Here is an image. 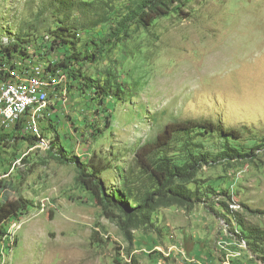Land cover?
Returning a JSON list of instances; mask_svg holds the SVG:
<instances>
[{"label":"rangeland","instance_id":"1","mask_svg":"<svg viewBox=\"0 0 264 264\" xmlns=\"http://www.w3.org/2000/svg\"><path fill=\"white\" fill-rule=\"evenodd\" d=\"M66 1L0 0V43L41 39L71 25L74 47L84 51L97 33L110 30L116 13L138 0ZM87 75L120 89L113 117L89 89H72L70 100L55 108L54 138L60 131L64 143L55 138L41 146L0 129L6 137L0 181L11 187L6 203L29 205L18 215L17 245L6 264H264L239 225L264 230L263 151L252 162L204 167L189 185L209 190L203 201L160 207L151 225L132 230V240L87 201L76 165L58 159L110 162L101 177L112 191L131 167L139 179L137 151L171 122L211 119L246 137L264 135V0H181L152 26L133 27L89 64ZM191 141L213 154L224 146L218 134Z\"/></svg>","mask_w":264,"mask_h":264},{"label":"trees","instance_id":"2","mask_svg":"<svg viewBox=\"0 0 264 264\" xmlns=\"http://www.w3.org/2000/svg\"><path fill=\"white\" fill-rule=\"evenodd\" d=\"M63 2L67 1L63 0ZM180 3L181 0H138L125 12L116 13L110 30L106 33H97L85 45L84 51H77L74 47L76 35L71 25L59 27L52 35H45L41 39L19 38L7 44L0 43V80L1 77H6V82H17L20 77L30 79L31 76L26 73L29 68L44 62L43 71L49 75L46 81L47 89H51V84L55 80L57 83L54 89H59L62 86L59 81L64 75L63 85L67 89L69 87V100L72 89L85 92L89 89L98 97L100 104L107 102L106 108L113 117V102L117 99L120 89L113 88L109 80L102 84L98 79L89 77L87 75L89 64L100 60L120 40L129 37L133 27L135 30L152 26L157 19L175 11V7ZM36 42L40 44L39 49H37L38 46H32ZM50 77H53L54 81ZM58 95L57 91L52 94V97H58ZM59 102L61 101L55 100L50 108L52 110L50 116L43 122L46 133L54 135L53 130L57 129L54 116L57 114L55 108ZM22 128L21 121L4 135L14 136L15 139L32 144L36 143V137L24 133ZM212 134H218L224 139V146L216 154L209 150H202L200 143L191 141L194 136ZM5 136L0 135L1 143L6 140ZM62 137L67 138L58 131L56 140L59 138L64 143ZM56 140L54 139L51 146L56 143ZM178 151L183 152L185 157L177 158L173 152ZM260 151L264 153V135L259 138L246 137L244 130L226 127L220 121L188 119L167 124L155 140L144 144L136 154L139 179H136L134 168L131 167L128 174L120 172L123 184L112 191H109L110 185L108 186L101 177L102 172L110 166V162L99 166L93 157L85 161L82 157H68L66 154L60 155L58 159L63 163L76 165V180L85 189L87 201L91 199V202L100 206L104 214L115 220L125 235L132 240V230L151 225L153 213L160 207L178 205L192 208L203 201V195H208L209 190L204 193L199 188H190L189 185L197 182L204 167L225 161L252 162L258 158ZM144 176L145 178L141 179ZM10 193L11 187L0 181V197H2L0 248L10 223L18 220V215L29 206L27 201L6 203ZM223 205L227 206L226 203ZM232 214L237 217L234 211ZM239 225L248 242L250 240L254 246L255 252L264 258V230L247 228L240 222Z\"/></svg>","mask_w":264,"mask_h":264},{"label":"built area","instance_id":"3","mask_svg":"<svg viewBox=\"0 0 264 264\" xmlns=\"http://www.w3.org/2000/svg\"><path fill=\"white\" fill-rule=\"evenodd\" d=\"M63 77L59 81L62 89H42V83L36 82V76L32 83H25V89H9L10 82H6V77H1L0 129L11 131L22 121L23 132L35 136L37 145L50 146L55 138L52 133H46L43 122L50 116L54 100H60L63 105L69 101L68 89H63ZM50 78L54 81L53 77ZM57 91L58 97H52ZM20 228L19 220L10 223L0 248V264L8 262V256L17 245Z\"/></svg>","mask_w":264,"mask_h":264},{"label":"bare ground","instance_id":"4","mask_svg":"<svg viewBox=\"0 0 264 264\" xmlns=\"http://www.w3.org/2000/svg\"><path fill=\"white\" fill-rule=\"evenodd\" d=\"M44 64L42 62L37 63L34 66H31L29 70L26 72L30 75V79H24L20 77L17 82H10L9 89H25V83H32L33 77L36 76V82L42 83V89H47V79L49 75L43 71Z\"/></svg>","mask_w":264,"mask_h":264}]
</instances>
